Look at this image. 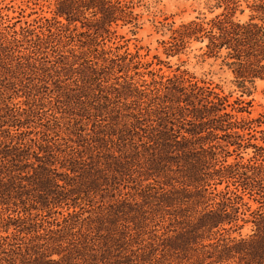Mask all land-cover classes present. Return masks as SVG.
Listing matches in <instances>:
<instances>
[{"label":"trees","instance_id":"1","mask_svg":"<svg viewBox=\"0 0 264 264\" xmlns=\"http://www.w3.org/2000/svg\"><path fill=\"white\" fill-rule=\"evenodd\" d=\"M215 1L167 24L163 53L202 44L249 95L264 0L245 22ZM29 3L50 16L16 29L0 12V264H264V113L129 52L134 0Z\"/></svg>","mask_w":264,"mask_h":264},{"label":"rangeland","instance_id":"2","mask_svg":"<svg viewBox=\"0 0 264 264\" xmlns=\"http://www.w3.org/2000/svg\"><path fill=\"white\" fill-rule=\"evenodd\" d=\"M27 0H0V12L7 16L11 24H16V29L24 24L33 23L40 17L50 15L47 9H39L32 4H26ZM253 0H240L235 13L236 21L245 22L252 14L249 4ZM35 7V8H34ZM33 8V10H31ZM222 8L216 6L215 0H134V13L140 16V29L133 34L130 28L118 30V34L123 36L125 41L121 44L131 53H138L142 62H152L150 70L158 74L171 75L177 69L187 71L193 74L197 79L213 83L219 88V91L228 96L229 103H233L240 98L245 103L246 110L251 118H256L264 113V83L257 82L256 89L251 90L250 94H244L234 84L232 74L220 66V61L213 59L202 60L198 58L201 54L199 48L202 44L191 43L188 48L179 56L167 57L163 53V41H166L169 33L167 24L174 23L178 26L181 23H187L194 20L209 21L220 13ZM164 25V26H162ZM163 64L156 65L157 60ZM243 116H247L244 114ZM248 154L242 155L244 159L249 158ZM232 159H230L231 161ZM249 226H245L242 233L249 232Z\"/></svg>","mask_w":264,"mask_h":264}]
</instances>
